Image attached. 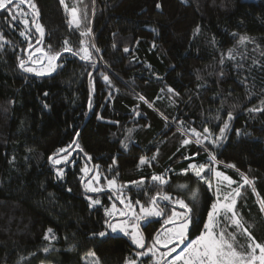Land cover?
I'll return each mask as SVG.
<instances>
[{
	"label": "trees",
	"instance_id": "1",
	"mask_svg": "<svg viewBox=\"0 0 264 264\" xmlns=\"http://www.w3.org/2000/svg\"><path fill=\"white\" fill-rule=\"evenodd\" d=\"M32 2L45 29L40 47L51 45L59 51L67 39L78 50L85 39L100 51L91 49L94 62L63 53L61 67L44 76L24 72L17 58L27 59L26 52H34L40 38L32 24V9L28 3H22L18 13L13 8L15 20L7 9L0 10V35L5 37L0 41L4 45L0 48V264H93L90 252L101 264H125L126 257L135 258L139 249L128 236L92 235L106 230L105 207L118 194L107 185L113 177L118 185L147 178L142 190L131 185L124 190L132 201L144 203L156 192L166 191L192 205L191 191L198 189L197 224L189 238L199 235L216 197L214 185L210 190L191 172L180 174L191 162L208 163V153L200 145L182 146L180 121L184 129L202 132L208 127L218 134L231 112V129L222 145L213 149L205 142L218 161L212 167L242 182L239 169L255 178L256 193L264 196V113L248 112L264 107V0H95L94 4L65 0L69 7H77L78 14L86 10L87 19L79 28L69 24L60 0ZM198 25L200 31L194 34ZM88 28L92 35L81 37ZM244 35L254 39L238 44ZM28 37L32 49L27 48ZM230 49H235L234 59L229 58ZM217 115L221 119H215ZM122 140L129 144L127 150ZM157 146L159 155L151 166L138 168L140 158H150ZM61 148L71 154L67 161L62 159L66 153L58 154L55 158L61 163L55 165L49 156ZM97 165L96 185L103 191L89 192L85 184L96 175ZM84 167L92 169L87 176L81 171ZM58 168L63 169L62 178L57 177ZM153 173H165L170 183L162 188L154 185ZM205 175L213 184L214 173L206 170ZM178 184L188 188L179 190ZM226 185L220 187L225 193L231 191ZM243 192L237 204L243 206L245 224H259L249 230L264 243L257 194L250 187ZM89 197L101 200V205L90 208ZM161 224L163 219L154 217L142 227L149 242ZM49 228L56 239H44ZM239 241L245 243V238ZM140 260L149 264L148 257Z\"/></svg>",
	"mask_w": 264,
	"mask_h": 264
},
{
	"label": "snow or ice",
	"instance_id": "2",
	"mask_svg": "<svg viewBox=\"0 0 264 264\" xmlns=\"http://www.w3.org/2000/svg\"><path fill=\"white\" fill-rule=\"evenodd\" d=\"M22 3H28L33 12L32 24L35 26L36 32L40 34V38L36 40V45L34 52H28L27 59L18 57V67L21 68L24 72L35 73L37 76H44L55 71L61 65L58 63L60 59L63 58V53H70L73 56H79L81 60L94 62V56L91 49H94L95 52H99L100 49L96 47L95 43H90L85 39L80 40L79 49H73L70 46V42L66 39L63 41V47L59 50H53L52 46L49 45L47 48L40 47L43 43V37L45 36V29L39 23V10L35 3L32 0H0V10L7 9L9 15L13 20L16 19V15L13 14V8L18 10ZM61 5L64 6L65 11L69 13V24L74 25L77 28L82 27L83 21L87 19V12L84 10L78 14L77 7H69L65 0H60ZM95 0H93V4ZM157 8L161 7V4L157 2ZM25 27H28V21H23ZM155 31V29H153ZM199 25L194 30V34L199 33ZM21 36H27L23 31L20 33ZM92 35V30L88 28L85 31L81 32V37H89ZM115 35V34H114ZM29 43L27 45L28 49L33 48L31 43V37H28ZM246 35L240 36L238 44H244L248 40H252ZM0 41H5V37L0 35ZM3 43H0V48H3ZM115 47V45H113ZM27 51V49L25 50ZM125 52H128L129 49L126 47ZM235 49L229 50V58L234 59ZM40 55L37 56L36 54ZM223 63V58L221 59ZM255 64L256 61H253ZM29 64L33 66H29ZM38 65L39 67H36ZM92 74L89 73L91 79ZM103 79L109 84H112V81L107 75H104ZM197 87H200L198 85ZM163 91V89L161 90ZM168 91L175 93L174 89L168 88ZM47 95V93H45ZM140 100L145 103H149L145 97L139 96ZM91 89H90V99L89 107L91 108ZM47 107V105H45ZM149 107H152V104L149 103ZM222 107V105H221ZM219 112V109H217ZM250 114L252 113H264V107H253L248 109ZM137 115H140L137 112ZM98 118H100L98 116ZM167 122L168 118L164 117ZM215 119H221L219 115ZM233 119L232 113L229 112L227 118L224 120L222 126L219 128V133H213L210 128L204 127L203 131H197L196 128L184 129L182 127L183 122H177L181 125L178 128L185 138L182 140V146L190 145L191 143H196L200 145L204 151L208 153V163H195L191 162L188 164L186 169L181 170V175H187L189 172L194 174L198 180L204 181L208 184L209 189L211 190L213 184L210 180L206 178V170L208 172L214 173L216 180V200L212 203L211 209L207 213V220L203 224V230L200 231V234L195 236L194 239H189L190 229H192L197 224L198 210L194 206L198 204L199 201V190L193 189L190 194V200L192 205L189 202H186L185 199L180 198L179 196H173L171 193L166 191H158L155 194L151 195L147 203L142 202L137 199L132 201L129 197L124 195V190L127 189L130 185L136 186L139 189L149 183V180L145 177H141L139 180L129 181L126 184L118 185L116 177L107 180V185L110 189H113L116 199L123 205V209H117L115 204H112L111 208L105 209L106 219L104 224L106 226L105 231L99 233H93V236L98 235L103 238L111 233H123L125 236H128L131 240V243L139 249L135 252V258L126 257L125 264H143V261L140 260L141 257H148L149 264H264V243L258 242L255 237L252 235L249 228L251 226H246L243 216L237 210L238 200L244 197L243 189L245 187H250L252 192L257 194L259 209L261 213H264V198H260L259 194L256 193L255 188V178H249L244 172H240L239 169H236L239 176L241 177L242 182L234 181L230 176L225 175L224 172L216 170L212 167L213 164L218 163L216 160V155L214 151L210 150L205 142L211 144L213 149L218 148L222 143L228 138L227 133L231 129V120ZM237 134L241 133L240 129H237ZM127 132L130 134L132 129H128ZM191 134V135H189ZM79 133H77V136ZM130 138V137H129ZM163 143V141H161ZM73 144L76 148H80L79 143L74 139ZM122 147L127 150L129 144L125 141H121ZM71 147V146H69ZM179 151V149H178ZM60 153H66L62 159L67 161L68 155L71 153L66 149H58L56 153L52 156H49V160L55 165L61 163V159H56L55 157ZM159 155V146H157V151L149 157H141L137 167L142 168L143 166H151V162L155 161ZM198 155L197 154H193ZM85 156H88L85 153ZM91 160V157H88ZM188 160L191 157H184ZM117 163V158L113 157L112 164ZM227 168H236L234 164H226ZM96 170V175L87 181L85 188L90 192H102L103 188L93 187V182H99L100 173L99 166H94ZM112 170V165L109 166V171ZM81 171L87 176L92 169L84 167ZM168 170H165V173ZM165 173H153L150 177V182L156 186L163 187L170 183L169 178L166 177ZM64 175L63 169H57V177L62 178ZM118 175V174H117ZM83 180V178H82ZM227 182V187L231 191L223 195L221 199V188L220 185L224 182ZM233 184H236V187H232ZM176 188L179 190H186L188 188L187 184H178ZM145 195L148 196V192H145ZM90 204L89 207H94L96 205H101L99 199H92L89 197ZM163 205V206H162ZM171 205L170 214L169 207ZM160 217L163 219V224H161L160 229L152 236L151 242H149L141 231L142 227H146L148 223L152 222V218ZM166 217V218H165ZM233 229V230H229ZM245 238V243H240L239 238ZM44 239H56L51 228L47 229ZM183 246V247H182ZM74 246H70V249ZM179 250V251H178ZM45 253L49 251L48 247L43 249ZM34 255V253H30ZM89 256L94 258L93 264H101L99 257H96L95 252H90ZM21 259H25L21 257Z\"/></svg>",
	"mask_w": 264,
	"mask_h": 264
},
{
	"label": "rangeland",
	"instance_id": "3",
	"mask_svg": "<svg viewBox=\"0 0 264 264\" xmlns=\"http://www.w3.org/2000/svg\"><path fill=\"white\" fill-rule=\"evenodd\" d=\"M36 67H39L38 65H36ZM35 74V73H34ZM216 180H217V178L214 176V178H213V185H214V191H215V189H216V186H217V184H216ZM226 182V181H225ZM99 183V182H98ZM227 183V182H226ZM97 184V182H93V187H97V188H100L101 186L99 185V186H97L96 185ZM222 185V184H221ZM221 185H220V187H221ZM247 191V190H246ZM90 192V191H89ZM245 192V191H244ZM258 193H259V197L260 198H264V196H263V194L258 190ZM224 194H226L225 192H223L222 191V189H221V199H223V195ZM215 197H216V194H215ZM92 198V197H91ZM93 199V198H92ZM216 200V199H215ZM101 201V200H100ZM109 204L105 207V209L106 208H108V209H110L111 208V206H112V204H115L116 205V207H117V209H123V205L119 202V200H117V199H112L111 197H110V200H109ZM240 207V210L241 211H239V213L242 215L244 212H243V206H238V208ZM259 211H260V209H259ZM243 212V213H242ZM259 213V212H258ZM257 213V215H259ZM257 215H255V216H257ZM260 216H262V218H263V220H264V213H261V211H260ZM258 219H260V217L258 218ZM252 225L251 227L252 228H258V226H259V224H255L256 225V227L252 224V223H250L249 221L247 222V225ZM109 231V234H113V235H124L123 233H119V232H117V233H111V231L110 230H108ZM189 239H194V238H189ZM40 264H49V263H40Z\"/></svg>",
	"mask_w": 264,
	"mask_h": 264
},
{
	"label": "water",
	"instance_id": "4",
	"mask_svg": "<svg viewBox=\"0 0 264 264\" xmlns=\"http://www.w3.org/2000/svg\"><path fill=\"white\" fill-rule=\"evenodd\" d=\"M28 52H26V56H27Z\"/></svg>",
	"mask_w": 264,
	"mask_h": 264
}]
</instances>
